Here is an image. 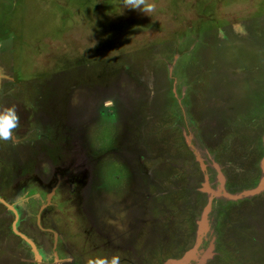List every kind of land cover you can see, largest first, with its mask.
Instances as JSON below:
<instances>
[{
	"label": "rangeland",
	"instance_id": "obj_1",
	"mask_svg": "<svg viewBox=\"0 0 264 264\" xmlns=\"http://www.w3.org/2000/svg\"><path fill=\"white\" fill-rule=\"evenodd\" d=\"M150 2L0 0V264H264V0Z\"/></svg>",
	"mask_w": 264,
	"mask_h": 264
},
{
	"label": "clouds",
	"instance_id": "obj_2",
	"mask_svg": "<svg viewBox=\"0 0 264 264\" xmlns=\"http://www.w3.org/2000/svg\"><path fill=\"white\" fill-rule=\"evenodd\" d=\"M124 9L135 10L144 15L150 16L155 12L156 4L150 0H123ZM113 104L112 100L105 101V106ZM20 117L17 114L15 106L5 107L0 110V141H13L14 133L19 127ZM87 264H121V256L113 254L109 256H98L89 258Z\"/></svg>",
	"mask_w": 264,
	"mask_h": 264
},
{
	"label": "water",
	"instance_id": "obj_3",
	"mask_svg": "<svg viewBox=\"0 0 264 264\" xmlns=\"http://www.w3.org/2000/svg\"><path fill=\"white\" fill-rule=\"evenodd\" d=\"M263 136H264V135H263ZM260 167H261L262 172H263V175H262L260 181L258 182V184L256 185L255 188H253V189L250 190L249 192H243V193H256V192L261 191V189H263V187H264V155H263V157H262V159H261ZM204 186H205V185H204ZM225 195H226V194H225ZM232 195H233V194H232ZM232 197H235V196H232ZM0 201H1V202H4L3 199H1V198H0ZM8 207H9V206H8ZM208 208H209V206H207V207L205 208V212L208 210ZM205 219H206V214L203 213V215H202V219H201V221L199 222V224L201 225V228H203L202 226H203L204 223H205ZM19 235H20V234H19ZM21 237H23V239H25L26 241L29 242V244L31 245L32 250H33V252H34L35 258H36L37 260H39L40 257H39V255H38V253H37V250H36L35 245H34L31 241H29L28 239H26L25 236L21 235ZM194 249H195V248H192L190 251L186 252V253L184 254V256H183L181 259H176V260H175V259H168V260L166 261L165 264H184L185 260H187V258H189L190 256H192V253H193V250H194Z\"/></svg>",
	"mask_w": 264,
	"mask_h": 264
},
{
	"label": "flooded vegetation",
	"instance_id": "obj_4",
	"mask_svg": "<svg viewBox=\"0 0 264 264\" xmlns=\"http://www.w3.org/2000/svg\"><path fill=\"white\" fill-rule=\"evenodd\" d=\"M78 175V174H77ZM77 175H75V178H76V180H78V178H77ZM74 176V175H73ZM57 178H58V182L56 183L57 185H54V184H49V185H47V186H45V185H40L39 183L38 184H36V186H37V188L39 187L40 189H42V190H45L46 188H48V189H50L51 191H55V189L57 190L58 188H60L59 190L61 191L62 190V188H63V183H65L64 185H66V183H68L67 182V179L66 178H68V173H67V170H62V171H58L57 172ZM61 186V187H60ZM22 189V188H21ZM16 190H18V188L16 189ZM23 190V189H22ZM47 190V189H46ZM25 192H28V190H25ZM61 193V192H60ZM30 195H33V193H31ZM36 197H34V196H32L31 197V199L30 200H32V202L31 203H33V201H35L34 203H37V201H36ZM4 201V200H3ZM0 203H3L4 205H6L7 206V204H6V202L4 201V202H1L0 201ZM29 213V212H28ZM54 238V237H53ZM59 241V240H58ZM58 241H57V237H55L54 238V241L52 240V245H53V248H55V249H58L57 248V246H58ZM60 243L61 244H63L64 245V249L63 250H68L67 249V244L65 243V242H63L62 241V238L60 237Z\"/></svg>",
	"mask_w": 264,
	"mask_h": 264
}]
</instances>
